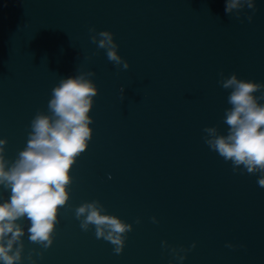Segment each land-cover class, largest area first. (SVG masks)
<instances>
[{"label": "water", "instance_id": "obj_1", "mask_svg": "<svg viewBox=\"0 0 264 264\" xmlns=\"http://www.w3.org/2000/svg\"><path fill=\"white\" fill-rule=\"evenodd\" d=\"M254 2L255 10L226 14L225 0H0V139L9 167L36 113L50 114L61 79L94 72L86 78L98 92L93 138L70 171L52 246L31 242L23 218L19 264H264L259 174L234 171L203 131L228 132L231 90L219 84L221 72L264 84V0ZM100 31L113 34L129 69L91 42ZM10 196L0 185V203ZM97 200L102 214L132 226L121 254L94 225L80 227L75 209Z\"/></svg>", "mask_w": 264, "mask_h": 264}, {"label": "clouds", "instance_id": "obj_2", "mask_svg": "<svg viewBox=\"0 0 264 264\" xmlns=\"http://www.w3.org/2000/svg\"><path fill=\"white\" fill-rule=\"evenodd\" d=\"M245 7L255 10L254 0H225L226 14H232L233 10L239 13ZM247 19L251 22L253 15ZM89 31L94 33L96 29ZM91 42L106 50L108 61L115 66L129 69V63L117 53L111 32L100 31L91 36ZM93 75L94 72H87L60 80L48 102L50 114L36 113L27 145L10 167L4 156L7 140L0 139V185L11 190L10 199L0 203V264L21 262L25 230L19 221L23 218L30 222L27 232L31 242L45 249L52 246L59 210L69 201L70 171L93 138V118L89 113L92 98L98 92L92 80L86 78ZM220 77L222 88L231 90L227 98L231 107L225 110L223 119L228 132L224 135L216 126L205 127L204 141L226 162L230 161L234 171L242 167L249 174L258 173V185L264 187V104L260 103L264 92L255 95L264 89V84L240 79L235 73L225 76L221 72ZM104 211L97 200L77 207L75 215L82 230L88 231L94 225L97 239L111 242L114 252L121 254L125 246L123 236L132 226L115 215L102 214ZM140 222L137 218L136 223ZM152 222L158 223L155 217ZM162 246L166 249L167 241ZM226 246L235 247L231 243ZM195 247L193 243L192 248Z\"/></svg>", "mask_w": 264, "mask_h": 264}]
</instances>
